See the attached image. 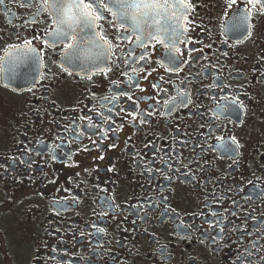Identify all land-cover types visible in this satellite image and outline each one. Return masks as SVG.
<instances>
[{
  "label": "flooded vegetation",
  "instance_id": "af4514ba",
  "mask_svg": "<svg viewBox=\"0 0 264 264\" xmlns=\"http://www.w3.org/2000/svg\"><path fill=\"white\" fill-rule=\"evenodd\" d=\"M103 2L82 70L52 4L0 0V264H264V13L189 0L166 47L142 10L140 46Z\"/></svg>",
  "mask_w": 264,
  "mask_h": 264
},
{
  "label": "snow or ice",
  "instance_id": "6c2138e0",
  "mask_svg": "<svg viewBox=\"0 0 264 264\" xmlns=\"http://www.w3.org/2000/svg\"><path fill=\"white\" fill-rule=\"evenodd\" d=\"M107 2L111 4L113 0H107ZM115 2L125 6L124 11L120 12L118 19L121 21L130 20L132 22L130 28L125 27L123 30L137 33L136 44L140 46L143 45L145 37L144 29L141 27L140 22L137 21L136 14L148 9L154 11L162 10L157 11L156 15L145 12L142 20L144 24L153 29L152 34L154 36L161 39L166 47H171L172 42L178 38L180 33L177 25L172 20L167 19L169 10L175 8L181 15H184L185 10L190 7L189 0H115ZM231 3H236V0H231ZM247 3L251 9L255 10L259 7L261 12L264 13V0H247ZM49 4H52L57 12L56 32L50 33L49 39L53 44L65 42V51L68 53L65 59L69 63H74L81 58V53L84 50L83 42L77 41L74 47L73 44L66 43V41L72 39L73 35L78 34V32H83L93 26L98 27L95 21L104 19L102 9L107 10L105 4L103 0H87V2L85 0H42L41 8L46 10ZM244 11L248 12L249 9L246 8ZM60 12H63V17L60 16ZM125 12L129 13V15L126 16ZM157 16L160 18L157 19ZM175 19H179V17H175ZM78 25L79 28L77 27ZM157 25L162 26L157 27ZM238 27L239 25H234V29L238 30ZM105 44H107V41H105ZM89 45L92 48L100 50L97 53L98 56L106 58L107 52L103 45L97 44L94 39L89 41ZM45 46L47 47L48 45L46 44ZM31 52H34V50L29 48V51L26 52L23 59H30ZM17 59L20 58L17 57ZM173 62L174 58L170 56L168 63ZM0 71H3V69L0 68ZM234 103H238V101H234Z\"/></svg>",
  "mask_w": 264,
  "mask_h": 264
},
{
  "label": "water",
  "instance_id": "95a60500",
  "mask_svg": "<svg viewBox=\"0 0 264 264\" xmlns=\"http://www.w3.org/2000/svg\"><path fill=\"white\" fill-rule=\"evenodd\" d=\"M98 60L97 59H93V60H82L81 62H76V63H72L74 65H77L76 67L79 69H85V70H93L94 66L97 64ZM69 63V62H67ZM71 64V63H69Z\"/></svg>",
  "mask_w": 264,
  "mask_h": 264
}]
</instances>
